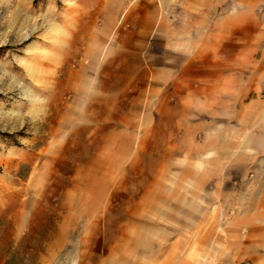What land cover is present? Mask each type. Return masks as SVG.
Masks as SVG:
<instances>
[{
	"label": "rangeland",
	"instance_id": "rangeland-1",
	"mask_svg": "<svg viewBox=\"0 0 264 264\" xmlns=\"http://www.w3.org/2000/svg\"><path fill=\"white\" fill-rule=\"evenodd\" d=\"M208 1L0 0V264H234L212 244L220 226L153 187L185 113L149 96L173 99V79L149 77L211 70L214 48L173 40L238 38L209 33ZM238 4L261 12L264 71V0Z\"/></svg>",
	"mask_w": 264,
	"mask_h": 264
},
{
	"label": "crops",
	"instance_id": "crops-1",
	"mask_svg": "<svg viewBox=\"0 0 264 264\" xmlns=\"http://www.w3.org/2000/svg\"><path fill=\"white\" fill-rule=\"evenodd\" d=\"M238 2L209 0L201 4L203 9L195 2L199 15L212 21L208 31L213 37L233 35L237 39L173 40L169 45L179 54L194 53L191 48L204 44L214 48L216 60L211 70L186 77L181 66L172 70L159 67L158 76L149 77L164 84L173 79V99H167L160 85L149 96H157L159 104L169 101L171 108L185 113L167 125L177 129L179 138L173 148L181 152L159 169L153 187L159 201L196 217L191 222L220 226L212 244L225 249V256H231L234 264L245 260L264 264L263 23L260 10L255 6L243 9ZM221 4L226 5L222 16L215 18ZM246 33L247 40L239 38ZM197 135L201 139L195 142ZM169 175L174 180H168Z\"/></svg>",
	"mask_w": 264,
	"mask_h": 264
}]
</instances>
